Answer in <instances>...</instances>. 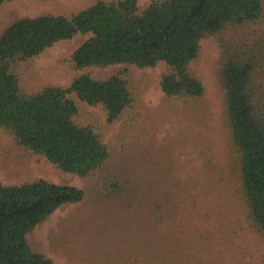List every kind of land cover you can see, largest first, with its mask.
Here are the masks:
<instances>
[{
	"label": "trees",
	"instance_id": "16d2710c",
	"mask_svg": "<svg viewBox=\"0 0 264 264\" xmlns=\"http://www.w3.org/2000/svg\"><path fill=\"white\" fill-rule=\"evenodd\" d=\"M257 23L261 29L254 28ZM78 34L83 39L70 55L74 69L120 65L104 77L80 73L67 86L21 84L16 72L21 62ZM209 36L221 47L219 86L238 152L248 222L264 238V0H150L143 7L137 0H93L69 14L14 16L0 30V128L17 147L61 171L89 177L105 165L110 149L93 125L78 119L77 100L100 106L106 121L115 122L139 101L128 66L163 62L159 85L164 96L180 100L186 109L199 108L205 87L190 64L199 56L201 39ZM176 181L171 178L169 192L158 199L146 187L129 181L123 186L131 201L149 205V214L144 223L132 217L138 226L134 243L123 241L124 248L107 263L209 264L185 246L176 224L160 229L174 194L195 200V186L178 187ZM84 194L76 185L42 177L0 181V264H56L32 247L28 234L59 206L79 202Z\"/></svg>",
	"mask_w": 264,
	"mask_h": 264
},
{
	"label": "rangeland",
	"instance_id": "374dc122",
	"mask_svg": "<svg viewBox=\"0 0 264 264\" xmlns=\"http://www.w3.org/2000/svg\"><path fill=\"white\" fill-rule=\"evenodd\" d=\"M92 1L6 0L0 3V30L14 16L45 11L69 14ZM137 1L143 7L150 0ZM254 28L261 26L257 23ZM82 39L78 34L60 40L21 62L16 69L21 84L31 89L46 84L67 86L80 73L104 77L120 65L74 69L70 55ZM220 64L218 39L202 38L199 56L190 64L205 87L199 108L186 109L180 100L164 96L159 85L163 62L143 68L128 66L139 101L115 122L106 121L100 106L77 100L78 119L93 125L110 149L105 165L89 177L61 171L45 157L17 147L0 128L1 182L42 177L76 185L85 193L81 201L59 206L28 234L32 247L56 264H113L106 261L118 256L114 252L124 248L121 243H134L138 226L132 217L144 223L149 214V205L131 201L123 186L129 181L133 187H146L158 199L169 192L171 178H177L178 187L195 186L196 197L174 194L167 219L159 223L161 230L176 224L185 246L202 254L209 264H264V238L248 222L238 152L224 115ZM203 230H207L203 236L196 234Z\"/></svg>",
	"mask_w": 264,
	"mask_h": 264
}]
</instances>
